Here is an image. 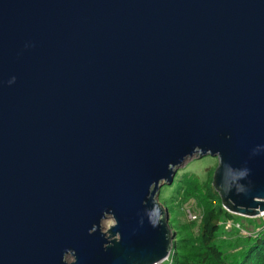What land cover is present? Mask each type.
Returning a JSON list of instances; mask_svg holds the SVG:
<instances>
[{
	"label": "water",
	"instance_id": "water-1",
	"mask_svg": "<svg viewBox=\"0 0 264 264\" xmlns=\"http://www.w3.org/2000/svg\"><path fill=\"white\" fill-rule=\"evenodd\" d=\"M207 155L264 212V0H0V264H162Z\"/></svg>",
	"mask_w": 264,
	"mask_h": 264
},
{
	"label": "trees",
	"instance_id": "trees-1",
	"mask_svg": "<svg viewBox=\"0 0 264 264\" xmlns=\"http://www.w3.org/2000/svg\"><path fill=\"white\" fill-rule=\"evenodd\" d=\"M173 185H177L179 190L182 188L184 199L198 198L202 214L200 219L192 222L191 228L199 222L194 236H184V231H177L178 243L170 258L162 264H264V220H261V230L242 236L255 238L254 243L248 249L242 248L237 257H229L227 250L217 243L219 230L223 222L235 220L239 215L223 207L222 199L213 186V177L204 181L185 175L179 182L174 180Z\"/></svg>",
	"mask_w": 264,
	"mask_h": 264
},
{
	"label": "rangeland",
	"instance_id": "rangeland-1",
	"mask_svg": "<svg viewBox=\"0 0 264 264\" xmlns=\"http://www.w3.org/2000/svg\"><path fill=\"white\" fill-rule=\"evenodd\" d=\"M217 165V157L211 155H207L202 158H192L191 160H187L184 165H182V167L178 169L174 180L179 182V180H183V176L187 175L188 178H199L200 180L205 181L208 178L214 176ZM174 180L172 184H166L161 188L159 198L160 202L164 204L169 210L170 226L172 232L176 234L172 251L178 243L176 241L178 236L177 231H184V236L189 237L191 235L194 236V232H197L198 230L199 222L195 223V225L191 228L193 220H191V218H189L188 216V209H191L195 213L200 214V217L202 214V208L199 205V202L197 200L198 198L196 199L195 197H189L187 199H184L182 188L179 190V187H177V185H173ZM260 220L261 218L259 216L245 217L239 215L237 218H235V220L229 219L223 222V225H221L219 230V238L217 239V243L221 246L222 249L227 250L229 257H237V255H240L242 248L248 249L249 246L254 243L255 238H244L242 236H245V234H247L254 228H261L263 222H261ZM114 223L115 221L113 220V218L104 220V230L110 228ZM237 223L241 224L240 227L236 226ZM232 248H236L235 250L237 251L233 250ZM68 259L70 261L73 260L72 257H69Z\"/></svg>",
	"mask_w": 264,
	"mask_h": 264
},
{
	"label": "built area",
	"instance_id": "built-area-1",
	"mask_svg": "<svg viewBox=\"0 0 264 264\" xmlns=\"http://www.w3.org/2000/svg\"><path fill=\"white\" fill-rule=\"evenodd\" d=\"M188 216H189V218H191V220H193V221H196V220H198V219H200V214H197V213H195L193 210H191V209H188ZM259 217L261 218V220L263 221L264 220V212H261V214L259 215ZM260 220V221H261ZM232 222V221H231ZM234 222V221H233ZM228 223H229V221H228ZM227 224V223H226ZM240 223H237L236 224V226H238V227H240ZM259 231V230H261V228H254V229H252L251 231H249L247 234H245V235H249L250 233H252L253 231ZM169 259V258H168ZM156 264H159V263H156Z\"/></svg>",
	"mask_w": 264,
	"mask_h": 264
}]
</instances>
